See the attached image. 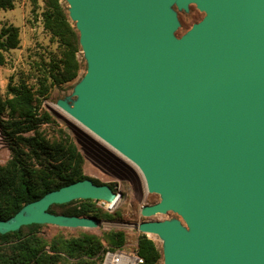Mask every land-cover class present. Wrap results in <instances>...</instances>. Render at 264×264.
<instances>
[{"label":"water","instance_id":"95a60500","mask_svg":"<svg viewBox=\"0 0 264 264\" xmlns=\"http://www.w3.org/2000/svg\"><path fill=\"white\" fill-rule=\"evenodd\" d=\"M87 74L77 102L59 106L134 163L149 193L142 222L163 240L164 264H264V0H65ZM207 13L174 38L170 7ZM108 185L81 181L26 205L0 235L31 225L97 229L95 217L49 212L77 200L115 203Z\"/></svg>","mask_w":264,"mask_h":264},{"label":"rangeland","instance_id":"374dc122","mask_svg":"<svg viewBox=\"0 0 264 264\" xmlns=\"http://www.w3.org/2000/svg\"><path fill=\"white\" fill-rule=\"evenodd\" d=\"M13 4V10L0 11V32L3 28H17L20 40L17 49L8 52L0 51L1 101L8 98L9 84L25 83L34 92L38 90V80L43 76L45 68L53 60H58L60 57L58 43L52 39L50 33L44 28L43 13L45 4L42 0H39L37 5H34L32 0H13ZM61 4L65 10L67 9L66 12L69 16L70 6L65 0H61ZM170 10L178 24L174 32V38L178 41L188 36L193 27L207 17L206 12L200 10L197 4L192 3L184 9H180L177 4H174L170 7ZM69 19L75 27V23L71 18ZM78 59L83 61V67L78 78L72 83L51 88L48 97L42 100L40 107H38L39 112L47 113L51 121L41 123L38 126L37 134L51 144L64 143L65 141L75 144L84 160V176L86 175L92 180L113 187L115 191L121 194V198L118 199L119 201L115 207L106 202L90 200L95 207L96 214L89 217H98L102 221L97 229H68L51 225L40 227L35 233V236L42 242L39 254L41 256H53L56 264H86V262L83 263V259L68 261L62 251L56 250V252H53L51 246L55 245L57 249H60L64 240L78 238L84 234L92 235L103 245L101 252L94 259L97 260L102 257L105 251L111 250L106 240L107 234L121 232L125 235L126 240L123 248L119 249L120 251L139 256V239L142 235H146L155 242L163 258V240L155 235L141 233L137 230V226L146 221H176L188 231L189 228L182 216L176 211H169L150 218L143 217L141 215L142 207L159 203L162 200L161 195L149 193L144 175L134 163L88 129L86 130L84 126L72 118L68 111L59 106V102L63 101L73 108L77 102L76 87L87 74V62L82 48H80ZM8 120L7 113L0 115V167H4L13 158L14 150L20 146V141H12L4 131ZM20 136L23 138L32 137L35 136V132L24 133ZM24 151L28 153L29 150L26 148ZM28 164L33 165L38 170L41 167L39 163L33 160H28ZM77 205L79 206L80 203H75L73 206ZM54 212L64 215L66 210L56 209ZM30 232L29 228L22 230L24 236H29ZM5 251H7V248L0 246V253ZM100 262L101 260L99 264ZM159 264H164V260L162 259Z\"/></svg>","mask_w":264,"mask_h":264},{"label":"trees","instance_id":"16d2710c","mask_svg":"<svg viewBox=\"0 0 264 264\" xmlns=\"http://www.w3.org/2000/svg\"><path fill=\"white\" fill-rule=\"evenodd\" d=\"M39 0H32L37 5ZM45 4L43 13L44 28L57 43L59 59L53 60L45 68L43 76L38 80L39 89L35 92L25 83L9 84L8 98L0 99V115L7 113L9 120L4 131L12 141H20L14 150V156L4 167H0V219L9 221L26 205L42 199L47 194L58 191L63 187L81 181L92 180L83 174L84 160L77 147L72 142L51 144L37 134L41 123L51 121L47 113H40L42 100L49 95L50 89L75 81L83 67V61L78 59L80 53L79 35L68 18L67 9L61 0H42ZM13 0H0V11L13 10ZM20 44L17 28H3L0 32V51L8 52L17 49ZM35 132V136H20L24 133ZM28 149V153L24 149ZM33 160L40 164V169L28 164ZM95 185H104L92 180ZM109 186V185H108ZM111 187V186H110ZM112 188V187H111ZM80 203L78 206L74 204ZM56 209L66 210L67 217H89L96 214L95 207L90 200H77L65 205H53L49 212ZM98 218V217H95ZM100 219V218H98ZM43 225H31L21 228L17 232L0 235V246L7 251L0 253L1 264H56L53 256H41L42 242L35 236ZM30 229V235L24 236L22 230ZM112 251L122 249L125 235L121 232L109 233L106 236ZM103 248L102 243L94 236L84 234L78 238L64 240L60 249L55 245L51 250H60L65 259H83L86 264H99L101 258L94 260ZM138 255L143 259L142 264H159L162 253L155 242L142 235L138 244Z\"/></svg>","mask_w":264,"mask_h":264},{"label":"built area","instance_id":"2783aa9c","mask_svg":"<svg viewBox=\"0 0 264 264\" xmlns=\"http://www.w3.org/2000/svg\"><path fill=\"white\" fill-rule=\"evenodd\" d=\"M143 259L124 251L107 250L102 254L100 264H142Z\"/></svg>","mask_w":264,"mask_h":264},{"label":"bare ground","instance_id":"6f19581e","mask_svg":"<svg viewBox=\"0 0 264 264\" xmlns=\"http://www.w3.org/2000/svg\"><path fill=\"white\" fill-rule=\"evenodd\" d=\"M118 201H119V200H118ZM118 201L115 202V203H114V202H113V203H110L109 205L112 206V207H115V206L117 205Z\"/></svg>","mask_w":264,"mask_h":264},{"label":"flooded vegetation","instance_id":"af4514ba","mask_svg":"<svg viewBox=\"0 0 264 264\" xmlns=\"http://www.w3.org/2000/svg\"><path fill=\"white\" fill-rule=\"evenodd\" d=\"M192 4H194V3H192ZM112 189L115 191V189L112 187ZM115 192H117V191H115Z\"/></svg>","mask_w":264,"mask_h":264}]
</instances>
